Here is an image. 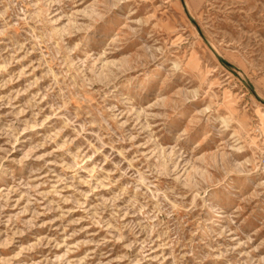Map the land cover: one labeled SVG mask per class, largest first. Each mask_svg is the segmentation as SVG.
<instances>
[{
    "label": "rangeland",
    "instance_id": "374dc122",
    "mask_svg": "<svg viewBox=\"0 0 264 264\" xmlns=\"http://www.w3.org/2000/svg\"><path fill=\"white\" fill-rule=\"evenodd\" d=\"M264 0H0V264H264Z\"/></svg>",
    "mask_w": 264,
    "mask_h": 264
},
{
    "label": "built area",
    "instance_id": "2783aa9c",
    "mask_svg": "<svg viewBox=\"0 0 264 264\" xmlns=\"http://www.w3.org/2000/svg\"><path fill=\"white\" fill-rule=\"evenodd\" d=\"M262 171L264 172V161H263V164H262Z\"/></svg>",
    "mask_w": 264,
    "mask_h": 264
}]
</instances>
